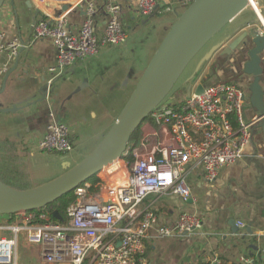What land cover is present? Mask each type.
Returning a JSON list of instances; mask_svg holds the SVG:
<instances>
[{
  "label": "crops",
  "instance_id": "obj_1",
  "mask_svg": "<svg viewBox=\"0 0 264 264\" xmlns=\"http://www.w3.org/2000/svg\"><path fill=\"white\" fill-rule=\"evenodd\" d=\"M77 1L48 0L44 6H39L37 0H7L0 10V42L6 43L15 37L21 42L17 63V56L9 62L6 73L11 72L0 94L1 107L15 106L16 109L0 112V138L21 139L28 159L40 151L37 142L52 121L70 127L73 145L77 132L76 137L79 141L81 138V131L77 129L93 128L105 116L115 117L117 105L106 107L103 101L116 100L119 92L129 96L144 70V63L148 62L146 58L156 49L151 51L145 46V60H139L141 66L136 69L129 56L135 45L132 34L138 31L142 34L143 30L139 29L147 25L151 16L165 13L173 5L187 4L186 0H159L155 12L144 15L138 10V0H117L121 5L119 15L127 35L126 42L101 46L98 54L51 74L48 67L55 61V48L49 39H35L32 25L34 20L63 13L68 18L70 30L77 32L85 16L87 0ZM102 2L96 0L99 5ZM106 19L107 14L99 10L95 17L97 35ZM251 22L256 27L264 25V0H256L254 6L246 7L217 34L213 44L221 43V46L202 63L196 73L199 81L194 83V87L198 83L237 84L245 99L242 116L249 122L255 120L257 112L250 90L256 77L244 71L249 60L247 47L231 53H226V47L248 29ZM154 38L147 40L151 42ZM259 67V83L264 89V51L259 54ZM251 128L252 138L245 145L241 158L222 167L212 183L204 180L200 166L190 168L187 180L191 196L187 200L172 193L152 194L143 200L141 206L153 208L157 214L156 224L143 225L137 220L132 226L144 241V264H236L240 256L252 258L255 264H264V130L254 123ZM50 153L55 154V151ZM182 211L198 216L201 226L193 231L174 227ZM5 217L0 222V237L10 232L1 227L10 223L8 216ZM21 235L27 246L28 260L44 264L40 246L27 244ZM16 261L22 264L17 259V249Z\"/></svg>",
  "mask_w": 264,
  "mask_h": 264
},
{
  "label": "built area",
  "instance_id": "obj_2",
  "mask_svg": "<svg viewBox=\"0 0 264 264\" xmlns=\"http://www.w3.org/2000/svg\"><path fill=\"white\" fill-rule=\"evenodd\" d=\"M47 1L37 3L44 6ZM158 1L138 0L139 12L154 13ZM99 10L107 14V19L97 35L95 17ZM120 11L117 0H103L100 5L96 0H87L77 32L70 30L63 13L35 20L33 37L49 39L56 51L48 71L57 74L76 61L98 54L101 46L125 43L127 35ZM20 45L17 37L0 42V85ZM244 101L237 84L214 82L204 84L198 94L191 92L177 107L170 101L158 105L145 122L150 131L137 145L128 146L117 164L107 170L106 179L102 170L96 175L100 179L98 190L88 192L91 181L74 189L76 199L66 208L64 223L52 219L44 210L7 215L10 223L1 227L14 236L0 237V264H17L19 234L27 244L40 246L44 264H144V241L132 226L137 220L143 225L156 224L157 214L153 208L141 206L143 200L166 193L187 200L191 196L187 180L190 168L200 166L204 180L212 183L222 167L240 159L251 141L255 121L243 119ZM70 130L64 123H48L37 142L39 149L70 151ZM200 226L199 217L185 211L174 221V227L180 230L193 231ZM236 264L255 262L240 256Z\"/></svg>",
  "mask_w": 264,
  "mask_h": 264
},
{
  "label": "water",
  "instance_id": "obj_3",
  "mask_svg": "<svg viewBox=\"0 0 264 264\" xmlns=\"http://www.w3.org/2000/svg\"><path fill=\"white\" fill-rule=\"evenodd\" d=\"M4 2L5 0H0V8ZM255 2L256 0H192L188 2L153 51L137 83L98 144L73 165L64 160L63 172L42 184L21 189L12 187L0 179V214L13 215L20 211L43 208L62 195L73 192L104 167L120 159L128 148L131 134L167 97L188 64L227 23L246 7L254 6ZM253 24L254 22H251L248 29L246 28L230 41L226 47V53L247 47L249 60L244 71L256 77L250 86L251 101L257 112L254 124L264 130V89L259 83L261 80L259 54L264 51V25L256 27ZM220 46L221 43L213 44L202 55L191 78L197 73L202 63L208 60ZM17 60L18 56L15 64ZM10 72L9 70L2 79L0 94L5 89ZM203 85L204 83H198L192 87L190 83L186 97L191 92L200 93ZM15 109V106H0L1 113ZM53 215L62 220L57 209L53 210Z\"/></svg>",
  "mask_w": 264,
  "mask_h": 264
},
{
  "label": "rangeland",
  "instance_id": "obj_4",
  "mask_svg": "<svg viewBox=\"0 0 264 264\" xmlns=\"http://www.w3.org/2000/svg\"><path fill=\"white\" fill-rule=\"evenodd\" d=\"M184 6L179 7V6L173 5L171 6L170 10L165 11V13L164 12L157 13L155 16L156 18L151 16V18L147 20L148 21L147 25L144 28L141 27L139 29L140 31L143 30L142 31L143 36L140 37V35L142 34H138L139 31L132 34L133 39H135L134 48L130 52L131 55H129L132 66H134L136 69L139 66H141L138 61L143 60V59L145 60L146 50L144 49V47L148 45L150 50L152 49L151 51H153L154 48H156L155 46L158 44L160 38L165 35L166 31L171 26V24L174 22L175 18H177V15L184 9ZM2 8L3 6L0 8V10ZM153 36H155V38ZM216 37L217 35H215L210 40V42L201 50V52L197 54L195 58L188 64V66L184 69L180 78L176 82L175 86L173 87L172 92L170 93V95L167 96L166 99L162 101V103L166 102V100L168 101L174 100L175 98L182 99L184 97L183 95L186 92L187 85L191 83L194 86V83H196L197 80L199 81V78L197 77L198 73L196 74V76H194L192 80H191V75L195 71L198 61L200 60L202 55L207 51L208 48H210L213 45L214 41L216 40ZM149 38H154V39H152L150 42V40H147ZM149 58L150 57L148 56L146 60H149ZM144 64H147V63H144ZM126 86L127 84L124 85V87ZM126 94L127 93L119 92L116 100L107 99L103 101L105 104L104 106L110 107V105L116 104L118 107V110L115 114L116 116L128 97ZM113 118H115L113 117V115H110L109 117L105 116L101 120H98L96 122V125L93 126V128L84 126L81 129H77L76 131H79V132L81 131L80 141L76 137L79 134L77 132V135L75 136V139L73 140L72 149L70 151H62V152H66L65 154L61 155L58 152H55V154H53V153H50L49 151L40 150V151H37L34 156L29 157V159L27 158L26 159L27 164H26V167L23 166V170L26 169L27 171L26 173H29L28 175H29V178L31 179L32 185L36 186V185L42 184L58 176L59 174H61L64 170V165L62 164L63 160L69 161L70 164L73 165L77 163L78 161H80L82 158H84L92 150V148H94V146L98 144V142L100 141V138L102 137V134H104L108 130L111 123L113 122L114 120ZM95 126H96V129H95ZM147 130L150 131L147 128L146 123H144L141 127L142 135L145 132H148ZM61 157H63L64 159H61ZM111 167L107 169H103V171L101 172V175L105 179L107 178V175H106L107 170L110 169ZM5 216L1 215L0 222L6 219ZM6 234L8 236L9 235L14 236L13 233L11 232H8ZM17 259L22 264H36L35 261L28 260L27 246L24 245L21 234L17 236Z\"/></svg>",
  "mask_w": 264,
  "mask_h": 264
},
{
  "label": "trees",
  "instance_id": "obj_5",
  "mask_svg": "<svg viewBox=\"0 0 264 264\" xmlns=\"http://www.w3.org/2000/svg\"><path fill=\"white\" fill-rule=\"evenodd\" d=\"M170 93L168 95H170ZM184 98L185 97H183L182 99L175 98L170 102H172L174 107H177L179 103L184 100ZM166 102H168V100H166ZM150 116L151 114L144 120L141 126L131 134L128 146L137 145L140 142L142 137L141 127L145 122H148L151 119ZM232 124L234 127L237 126V123L234 119L232 120ZM24 146L25 145L21 139L0 138V179L4 183L12 187L21 188V189L29 188L33 186L31 183V179L29 178L28 175L29 173H26L27 172L26 169L23 170V166L26 167L27 164L26 159L28 158L27 151ZM58 153L62 155L65 154L66 152H58ZM89 181H91L92 185L88 188V192H93L95 190H98L97 184L100 181V179L95 175ZM75 199H76V195L74 194V192H70L62 195L54 202L37 210L39 211L44 210L50 215L52 219H56L64 223L66 221L65 210L70 204H72L75 201ZM54 209H57L59 211L62 220H59L56 217H54L53 215ZM203 264H208V263H203Z\"/></svg>",
  "mask_w": 264,
  "mask_h": 264
},
{
  "label": "bare ground",
  "instance_id": "obj_6",
  "mask_svg": "<svg viewBox=\"0 0 264 264\" xmlns=\"http://www.w3.org/2000/svg\"><path fill=\"white\" fill-rule=\"evenodd\" d=\"M144 129H146V128H144ZM147 131H148V130H147ZM114 162L116 163V162H117V160H116V161H114ZM114 162H113V163H111V164H109L110 166H109V165H107V166H106V167H104L103 169L111 167L113 164H115ZM102 171H103V170H102Z\"/></svg>",
  "mask_w": 264,
  "mask_h": 264
}]
</instances>
